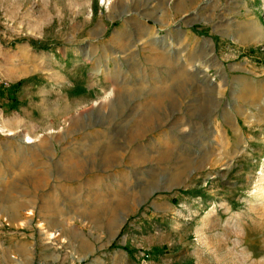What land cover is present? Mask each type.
I'll use <instances>...</instances> for the list:
<instances>
[{
    "label": "rangeland",
    "instance_id": "rangeland-1",
    "mask_svg": "<svg viewBox=\"0 0 264 264\" xmlns=\"http://www.w3.org/2000/svg\"><path fill=\"white\" fill-rule=\"evenodd\" d=\"M0 264H264V0H0Z\"/></svg>",
    "mask_w": 264,
    "mask_h": 264
},
{
    "label": "bare ground",
    "instance_id": "bare-ground-1",
    "mask_svg": "<svg viewBox=\"0 0 264 264\" xmlns=\"http://www.w3.org/2000/svg\"><path fill=\"white\" fill-rule=\"evenodd\" d=\"M183 8H184V6L181 3L177 4V9L178 10H183ZM31 142H33V141L32 140L30 141V138H27L26 143H31Z\"/></svg>",
    "mask_w": 264,
    "mask_h": 264
}]
</instances>
